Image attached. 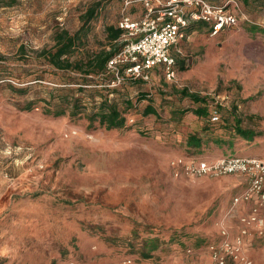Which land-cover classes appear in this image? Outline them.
I'll list each match as a JSON object with an SVG mask.
<instances>
[{
  "label": "rangeland",
  "instance_id": "374dc122",
  "mask_svg": "<svg viewBox=\"0 0 264 264\" xmlns=\"http://www.w3.org/2000/svg\"><path fill=\"white\" fill-rule=\"evenodd\" d=\"M9 2L0 9V264H215L209 246L233 242L252 207L234 204L246 176H185L171 161L194 135L206 140L205 158L264 160V33L250 31H264V1L241 2L238 26L217 37L203 26L181 41L175 55L188 69L177 66L173 80L155 69L148 81L108 84L109 75L92 82L87 88L108 84L122 111L127 99L133 103L127 128L112 131L89 128L84 116L55 118L18 105L49 99L56 83L71 79L34 52L52 48L61 30L74 34L96 3L88 49L99 50L123 0ZM131 10L134 18L143 14L140 4ZM11 86L30 90L19 95ZM184 89L208 98L221 121L190 112L199 105L181 95ZM149 100L158 117L143 115ZM234 117L258 134L253 141L235 133ZM148 240L159 248L144 259ZM243 257L228 264H264V234L246 236Z\"/></svg>",
  "mask_w": 264,
  "mask_h": 264
},
{
  "label": "built area",
  "instance_id": "2783aa9c",
  "mask_svg": "<svg viewBox=\"0 0 264 264\" xmlns=\"http://www.w3.org/2000/svg\"><path fill=\"white\" fill-rule=\"evenodd\" d=\"M140 4L143 14L134 18L132 7ZM240 0H125L118 23L123 32L121 51L110 60L108 71L121 83L132 80H150L155 69H162L169 80L176 78V55L181 41L188 40L194 25L207 26L209 35L217 37L225 30L238 26ZM124 70L123 72L121 70ZM220 121L217 111L212 122ZM175 173L191 177H220L244 175L247 186L237 195L234 204H250L242 215L243 225L233 241L224 240L209 246L215 264H228L231 260L246 261L243 257L246 236L264 234V160L253 157L227 156L218 159L175 157L171 161Z\"/></svg>",
  "mask_w": 264,
  "mask_h": 264
},
{
  "label": "trees",
  "instance_id": "16d2710c",
  "mask_svg": "<svg viewBox=\"0 0 264 264\" xmlns=\"http://www.w3.org/2000/svg\"><path fill=\"white\" fill-rule=\"evenodd\" d=\"M124 1L125 0H123V2ZM240 1L246 4L249 3V0ZM11 3L12 2H9V0H0V9L10 6ZM262 6L264 7V4ZM100 10L101 3H96L81 16L82 25L74 34H71L67 30H61L55 34V44L52 48H44L41 51L37 50L34 52L38 61H45L57 73L62 74L64 77L68 76L71 79L70 82L56 83L57 87L51 89L49 99L41 101L35 99L25 101L24 104H19L18 108L20 111L31 112L35 109L42 108L44 115L55 118L68 115L72 119H78L79 117L84 116L91 129L96 128V124L109 131L127 128L125 111L133 108V103L131 100L127 99L124 102L126 106L124 109L125 111H122L119 104L109 98L112 92L108 89V86H106L111 82L116 81L114 74L108 71V64L122 49L120 39L123 32L118 27L119 21L116 25H109L105 28L107 44L104 47L97 51L88 49L91 23L98 17ZM200 28L202 29V26L194 25L190 30L193 32ZM250 31L252 33H264V31L257 27H253ZM25 53V47H21L20 57L25 56ZM177 66H179V70L181 71L188 69L184 62H180L178 55H176L175 71ZM121 71L123 72L124 70L122 69ZM109 75H111L112 78L109 80V83L105 85V90L87 88L88 86H91V83L98 77H108ZM36 80L45 81L43 78ZM75 81H81L82 83ZM136 82L143 81L136 80ZM74 85H77L78 87H73ZM11 87L19 95H25L30 90V87L22 89L14 88L13 86ZM181 95L184 98L193 101L195 105H199L197 109L190 110V112L194 113L199 118H209L210 122L213 124V103H211L208 98H203L197 94L190 93L187 89L182 90ZM97 97H100V100H97ZM141 97L147 99L146 95H142ZM41 103H44L43 106H41ZM216 111L219 113V110ZM184 113L187 112L184 111ZM143 115L159 116L158 110L151 100H149V104L145 107ZM234 121L233 130L240 138L248 142H251L256 138L258 134L252 130L244 129L239 118L234 117ZM205 144L206 140L202 137L198 135L190 136L187 141L186 153H183L182 156L188 158H205L203 152ZM217 144L220 147L223 145L219 140L217 141ZM227 156L239 155L230 153L228 155L219 156L218 158ZM146 243L148 246L143 250L142 257L144 259H151L153 257V252L159 248V245H156V240H148Z\"/></svg>",
  "mask_w": 264,
  "mask_h": 264
},
{
  "label": "crops",
  "instance_id": "0c3cea01",
  "mask_svg": "<svg viewBox=\"0 0 264 264\" xmlns=\"http://www.w3.org/2000/svg\"><path fill=\"white\" fill-rule=\"evenodd\" d=\"M247 186V185H246Z\"/></svg>",
  "mask_w": 264,
  "mask_h": 264
}]
</instances>
